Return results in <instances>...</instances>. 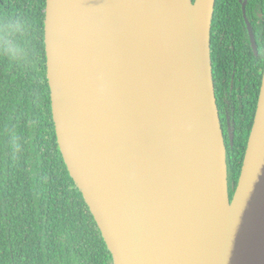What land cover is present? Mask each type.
I'll list each match as a JSON object with an SVG mask.
<instances>
[{"label": "water", "instance_id": "obj_1", "mask_svg": "<svg viewBox=\"0 0 264 264\" xmlns=\"http://www.w3.org/2000/svg\"><path fill=\"white\" fill-rule=\"evenodd\" d=\"M214 5L45 0L57 143L113 264H264V67L230 198Z\"/></svg>", "mask_w": 264, "mask_h": 264}, {"label": "trees", "instance_id": "obj_2", "mask_svg": "<svg viewBox=\"0 0 264 264\" xmlns=\"http://www.w3.org/2000/svg\"><path fill=\"white\" fill-rule=\"evenodd\" d=\"M44 20L45 0H0V264H113L57 143ZM254 112L234 142L236 176Z\"/></svg>", "mask_w": 264, "mask_h": 264}, {"label": "flooded vegetation", "instance_id": "obj_3", "mask_svg": "<svg viewBox=\"0 0 264 264\" xmlns=\"http://www.w3.org/2000/svg\"><path fill=\"white\" fill-rule=\"evenodd\" d=\"M210 48L231 198L239 177V173L236 176L231 168L236 159L234 142L239 133H243L245 111H248L249 105L256 108L261 87L264 67V0H219L217 5L215 0ZM250 129L244 131L245 134L247 132L245 147Z\"/></svg>", "mask_w": 264, "mask_h": 264}]
</instances>
